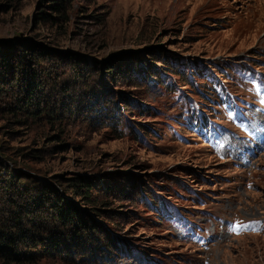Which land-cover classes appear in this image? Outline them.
<instances>
[{
	"label": "rangeland",
	"instance_id": "1",
	"mask_svg": "<svg viewBox=\"0 0 264 264\" xmlns=\"http://www.w3.org/2000/svg\"><path fill=\"white\" fill-rule=\"evenodd\" d=\"M51 1L0 0V43L19 61L0 68L9 91L0 96V182L10 180L0 217L9 219L10 198L28 217L16 250L37 254L32 264H264V234L229 237L222 227L264 219V153L245 168L223 161L216 134L208 143L194 128V105L218 125L223 106L204 94L208 79L186 81L203 69L251 98L238 77L242 64L264 72V0ZM61 2L67 23L51 10ZM171 65L181 75L164 72ZM29 81L34 105L22 109L15 83ZM211 127L218 144L224 133ZM74 177L106 206L94 212L71 195ZM64 200L84 219L83 235L52 224ZM160 203L215 241L205 250L182 240L160 220Z\"/></svg>",
	"mask_w": 264,
	"mask_h": 264
},
{
	"label": "trees",
	"instance_id": "2",
	"mask_svg": "<svg viewBox=\"0 0 264 264\" xmlns=\"http://www.w3.org/2000/svg\"><path fill=\"white\" fill-rule=\"evenodd\" d=\"M56 1L57 0H52L51 2H56ZM51 10H52L53 14H58L56 21L60 20L61 22L67 23L68 20L65 17L67 10L66 9L63 10V2H61L59 4H54V6H51ZM10 52H11V46L10 45L0 43V68L10 67L9 70H13V68H17V66L19 65L17 63L19 61H17L16 58L10 54ZM33 64L38 65L35 62ZM175 65L177 66L178 64L175 63ZM173 69H174V65L167 66V67H165L164 72L175 73V74L181 75L180 72L173 71ZM176 69L177 68H175V70ZM197 70L198 69H196V71L193 73V75H191V76H190V74L188 75V80H186V81L188 82L187 84H189L190 86H193L189 82H190V80L193 79L194 76L195 77L198 76L200 79H203V78L206 79V77H205L206 74L203 72V69L198 70V71ZM7 75L9 77L8 82L11 84L13 81H15L14 78L17 74L14 72L13 74L9 73ZM150 75H152V74H150ZM190 77H192V79H190ZM157 78L160 79V76H157ZM18 81H20V80H18ZM15 84L19 88V92L22 91V93H23L22 99L20 101H18L20 108L23 109L26 106L34 105V101L32 99L34 98L33 94L36 90V87L31 86L30 81L26 84V87H23L22 84H19V83H15ZM160 84H161V87H166V84L161 82V81H160ZM4 85L6 86V84L0 85V96L2 93L6 92V87H4ZM205 86H207V88H208V89L205 88V90L203 91L204 94L206 95L205 92L209 93L211 91V89H210L208 84H206ZM12 87H14V86H12ZM7 93H9V91H7L6 94ZM197 94H198V92H197ZM200 96H202V99L206 104H210L208 102V100L203 95H201V93H200ZM35 98H36V94H35ZM0 108H2V107H0ZM67 182H68L67 185H69L68 189H69L71 195L79 198V200H83V202H85V205H87L90 210H92L94 212L98 211V209L96 208V205L100 201H103V200H99L98 198H91L90 185L89 184H84V182L78 177L71 178V179L67 180ZM9 183H10V180L8 181L6 178L3 179V181L0 182L1 190L3 189V185H4V187H8ZM55 183L56 184L60 183V181L56 180ZM146 201H147V203L151 202V198L149 199V197H148ZM5 204H7V206L10 209L5 210V208H3L4 212L9 214V219L5 218L3 221V219L1 220V217H0V264H32V260H33L32 257H33V255H37V254L30 253L27 255L26 253H23V252L20 253L18 250H16V245L14 243V241L17 237L22 238V240L26 239V234H24L20 230H17V227L20 224H22V226H26L27 224H26V221H24V220H27L28 217L25 216L22 212L17 211V205L14 201H12L11 198L9 200H6ZM98 205L105 207L106 203H99ZM53 207H54V211H55V214L52 215L53 216V218H52V224L53 225L61 224L63 226H66L67 231L70 228H74L76 231L75 234H77L78 232H80L81 234L83 232V234H84L83 230H85V228H86V223H85L84 219L82 218V216L77 213V210H74L70 205H67V202L65 200H64V202L63 201L58 202V204L54 205ZM159 218L161 221L163 220L160 215H159ZM28 221H31L30 222L31 226L35 225L34 221H32L30 219ZM91 227L93 228V225H91ZM42 242H44V241L42 240L41 244H42ZM45 242H47L48 245H51L52 251L57 250L59 247L57 240L50 241L49 239H45ZM42 246H44V245H42ZM37 257H40V256H37Z\"/></svg>",
	"mask_w": 264,
	"mask_h": 264
},
{
	"label": "snow or ice",
	"instance_id": "3",
	"mask_svg": "<svg viewBox=\"0 0 264 264\" xmlns=\"http://www.w3.org/2000/svg\"><path fill=\"white\" fill-rule=\"evenodd\" d=\"M235 227H236V226L234 225L233 228L235 229Z\"/></svg>",
	"mask_w": 264,
	"mask_h": 264
}]
</instances>
